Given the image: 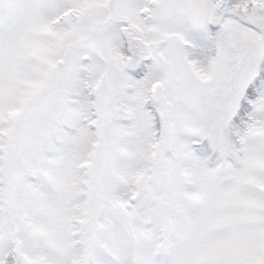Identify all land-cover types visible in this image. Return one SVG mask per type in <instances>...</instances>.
<instances>
[{
	"label": "snow or ice",
	"instance_id": "1",
	"mask_svg": "<svg viewBox=\"0 0 264 264\" xmlns=\"http://www.w3.org/2000/svg\"><path fill=\"white\" fill-rule=\"evenodd\" d=\"M0 264H264V0H0Z\"/></svg>",
	"mask_w": 264,
	"mask_h": 264
}]
</instances>
